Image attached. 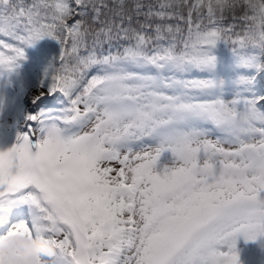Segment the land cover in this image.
<instances>
[{"label":"rangeland","instance_id":"obj_1","mask_svg":"<svg viewBox=\"0 0 264 264\" xmlns=\"http://www.w3.org/2000/svg\"><path fill=\"white\" fill-rule=\"evenodd\" d=\"M25 4L18 5L16 17L0 3V207L4 199L7 206L17 203L18 199L8 198L10 193L26 196L27 187L35 185L38 191L28 194L30 202L47 213L30 220L28 213H17L10 223L7 219L6 233H22L30 240L34 264H47L46 256L60 246L64 249L58 254L60 264H76L66 256L69 252L79 255L82 264L106 262L116 248L110 240L124 236L126 255L120 264H191L201 245L207 248L226 237L234 240L243 215L234 213L233 218L226 206L240 197L262 196L264 200V144L259 137L264 107H258L264 104V64L246 61L228 50L221 56L223 48L219 52V39L211 33L198 38L194 52L187 55L160 48L140 56L119 55L104 64L108 73L100 70L99 77H89L77 98L69 101L62 91L49 90L58 77L51 79L52 72L68 81L66 90L79 80L85 56L78 58L75 52L89 48H79L76 42L86 43L89 36L76 28V14L80 6L103 2L32 0ZM36 5L37 11L30 8ZM149 43L141 39L143 46ZM95 51L100 52L99 48ZM102 53L99 58L109 55ZM63 56L77 64L67 66ZM97 69L100 67L93 72ZM181 76L186 94L194 100L200 93L213 95L221 90L203 103H180L198 115L215 116L216 123L237 127L238 122L247 121L241 143L213 138L204 130L198 137L189 133L176 143L161 146L138 149L128 144L142 135L141 130L152 131L178 116L166 109H179L174 102H178ZM228 89L236 91L231 100L224 97ZM142 93H152L153 101L141 103L137 98ZM219 101L224 107L217 105ZM227 106L230 109L225 111ZM251 108L256 111L254 117L249 114ZM75 128L81 131L64 140V132ZM251 145L257 147L255 158L220 157ZM254 159L263 168L244 178L227 171L251 170ZM196 168H210L214 173L196 177ZM122 185L130 187L127 193H122ZM151 196L153 203H148ZM156 199L160 209L154 211ZM216 215L223 219L220 229L203 235L183 253L186 240L202 225L215 221ZM32 228L37 232L32 233ZM239 247L217 254L207 264L218 260L238 264L247 258L250 263L264 264L263 253ZM241 247L251 250L246 244ZM226 254L228 259L222 260ZM0 264L28 263L18 253H4Z\"/></svg>","mask_w":264,"mask_h":264},{"label":"trees","instance_id":"obj_2","mask_svg":"<svg viewBox=\"0 0 264 264\" xmlns=\"http://www.w3.org/2000/svg\"><path fill=\"white\" fill-rule=\"evenodd\" d=\"M25 1L32 0H0V3L15 15L18 5H26ZM85 1L91 3L93 0ZM96 1L103 4L80 6L74 21L82 35L89 36L86 43L76 42V45L79 48L86 45L89 50L75 52L78 58L85 56V66L71 90L64 89L68 81L61 78L60 89L71 97L81 89L84 79L91 76V72L107 58L108 55L99 58L102 52L110 54V51H122L128 46L132 48L141 35L149 34L153 40L170 41L176 46H190L200 34L216 30L228 42V47L233 45V48L239 49L243 46L246 58L264 61L263 38L260 35L264 0ZM30 8L37 11L39 6ZM97 48L100 52L95 51ZM63 61L67 66L77 64L75 59L66 56H63Z\"/></svg>","mask_w":264,"mask_h":264},{"label":"bare ground","instance_id":"obj_3","mask_svg":"<svg viewBox=\"0 0 264 264\" xmlns=\"http://www.w3.org/2000/svg\"><path fill=\"white\" fill-rule=\"evenodd\" d=\"M209 89L207 88V91H208ZM242 137V136H241ZM239 142L241 141V138H239V140H238ZM122 186H126V185H122ZM5 208H7V207H5ZM8 208H9V212L10 213H12V214H17V213H23L24 211H23V209H20L19 207H17V206H15V207H9L8 206ZM5 223H6V220H2L1 218H0V225L2 226V224H4L5 225ZM124 229V228H123ZM216 229H218V227H215V228H213V230L212 231H215ZM112 240V243L114 244L113 246H118L119 244H120V242L121 241H119V240H116V239H114V238H112L111 239ZM242 249H245L244 247H242ZM43 250L44 251H46V252H48L49 251V249L47 248V247H44L43 246ZM117 250H118V252H117V254L120 252V251H122V249L121 248H119V247H117ZM74 259H75V262L77 263V264H82V259H81V257L79 256V255H77V254H75V256H74ZM248 259V258H247ZM113 261V260H115L114 258H111V259H108L107 261ZM225 264H227V263H225Z\"/></svg>","mask_w":264,"mask_h":264}]
</instances>
